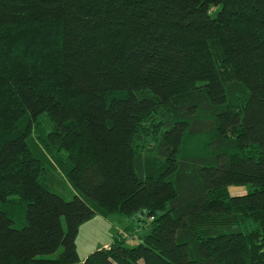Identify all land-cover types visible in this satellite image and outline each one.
<instances>
[{
	"label": "trees",
	"instance_id": "trees-1",
	"mask_svg": "<svg viewBox=\"0 0 264 264\" xmlns=\"http://www.w3.org/2000/svg\"><path fill=\"white\" fill-rule=\"evenodd\" d=\"M139 212L83 264H264V0H0V264Z\"/></svg>",
	"mask_w": 264,
	"mask_h": 264
},
{
	"label": "rangeland",
	"instance_id": "rangeland-1",
	"mask_svg": "<svg viewBox=\"0 0 264 264\" xmlns=\"http://www.w3.org/2000/svg\"><path fill=\"white\" fill-rule=\"evenodd\" d=\"M56 190L62 194L67 200H71L74 196V190L65 178L60 173L52 175ZM245 190V189H244ZM232 194L240 195L244 191L236 189L231 190ZM246 192V190H245ZM141 213H136L131 216H123L120 214L112 215L108 220L99 216H94L89 221L82 224L77 238L78 254L81 258V263L93 252L104 245L111 244L115 238H120L128 245H136L140 241L136 238L137 229L142 225L139 219ZM146 229V227H144ZM143 228L138 232L142 233ZM136 238V239H135ZM137 240V241H136ZM62 251V248L61 250ZM59 252L46 256L45 258H56Z\"/></svg>",
	"mask_w": 264,
	"mask_h": 264
},
{
	"label": "crops",
	"instance_id": "crops-1",
	"mask_svg": "<svg viewBox=\"0 0 264 264\" xmlns=\"http://www.w3.org/2000/svg\"><path fill=\"white\" fill-rule=\"evenodd\" d=\"M103 247H105V248H106L107 246H106V245H104Z\"/></svg>",
	"mask_w": 264,
	"mask_h": 264
}]
</instances>
